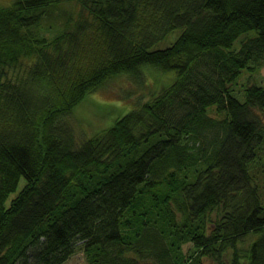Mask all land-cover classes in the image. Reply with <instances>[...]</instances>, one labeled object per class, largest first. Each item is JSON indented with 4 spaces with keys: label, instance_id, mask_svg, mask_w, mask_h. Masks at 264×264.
Listing matches in <instances>:
<instances>
[{
    "label": "trees",
    "instance_id": "16d2710c",
    "mask_svg": "<svg viewBox=\"0 0 264 264\" xmlns=\"http://www.w3.org/2000/svg\"><path fill=\"white\" fill-rule=\"evenodd\" d=\"M262 66L264 0L0 6V264H264ZM124 74L158 91L78 140Z\"/></svg>",
    "mask_w": 264,
    "mask_h": 264
},
{
    "label": "rangeland",
    "instance_id": "374dc122",
    "mask_svg": "<svg viewBox=\"0 0 264 264\" xmlns=\"http://www.w3.org/2000/svg\"><path fill=\"white\" fill-rule=\"evenodd\" d=\"M12 0H0V6L8 5ZM177 32L166 36L154 48H164L174 41ZM145 69V68H144ZM155 72L150 71L149 79L153 81ZM244 76V74H243ZM242 76L244 81L246 78ZM256 83L264 86V66H262L252 77ZM150 81L137 85L126 74L111 80V83L89 95L76 106L75 121L70 123L74 135L80 140L96 134L98 130L106 129L112 125L113 121L134 109L137 103H141L152 97L158 88L153 86ZM138 107V105H137ZM70 118V117H69ZM77 118V119H76ZM8 204V203H6ZM63 264H88L85 255L79 249Z\"/></svg>",
    "mask_w": 264,
    "mask_h": 264
},
{
    "label": "bare ground",
    "instance_id": "6f19581e",
    "mask_svg": "<svg viewBox=\"0 0 264 264\" xmlns=\"http://www.w3.org/2000/svg\"><path fill=\"white\" fill-rule=\"evenodd\" d=\"M84 138V137H83ZM23 264H30V261L28 260V261H23L22 262ZM21 264V263H20Z\"/></svg>",
    "mask_w": 264,
    "mask_h": 264
}]
</instances>
